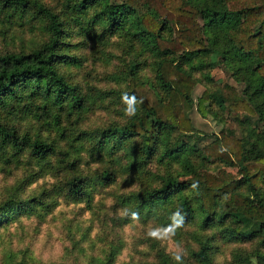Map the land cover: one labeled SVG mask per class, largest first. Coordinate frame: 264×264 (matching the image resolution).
I'll return each instance as SVG.
<instances>
[{"label":"rangeland","instance_id":"1","mask_svg":"<svg viewBox=\"0 0 264 264\" xmlns=\"http://www.w3.org/2000/svg\"><path fill=\"white\" fill-rule=\"evenodd\" d=\"M34 1L63 20L55 68L75 89L81 105H74L69 94L58 97L55 86L33 79L3 94L0 123L16 132L19 147L2 144L0 136V264H264V233L235 241L219 220L204 225L205 216L196 213L190 190L168 200L161 195L167 178L179 184L193 170L236 174V168L207 160L199 152L220 132L242 141L244 163L264 155V122L228 110L232 100L243 95L247 82L241 78L250 74L246 62L235 70V61H224L222 51L229 47L225 31L202 30L206 51L188 64L182 53L166 57L180 62L196 81L187 115L196 131L191 136L197 138H184L177 158L165 156L161 145L148 157L141 140L124 130L143 114L128 83L134 71L164 100L166 93L156 79V66L163 58L132 36L131 18L111 29L97 19L98 9L81 10L77 0ZM3 6L0 0V54L29 53L48 42L47 23L33 8ZM197 21L203 25L200 17ZM163 33L174 35L172 30ZM203 92L211 96L206 116L197 110ZM175 134L163 132L165 143ZM35 140L47 143L51 152L43 158L33 156L24 145ZM73 177L84 180L78 197L68 195ZM238 192L252 196L245 185ZM258 192L264 201V186ZM183 195L193 208L192 220L178 211ZM228 197L218 198V215L225 212ZM257 230L258 224L240 226L244 237Z\"/></svg>","mask_w":264,"mask_h":264},{"label":"trees","instance_id":"2","mask_svg":"<svg viewBox=\"0 0 264 264\" xmlns=\"http://www.w3.org/2000/svg\"><path fill=\"white\" fill-rule=\"evenodd\" d=\"M2 3L3 7L10 10L33 8L46 21L49 39L42 47L29 53L0 54V100L3 94L10 92L16 85L33 79L44 82L48 87L55 86L58 97L69 94L73 104L80 107L81 100L75 89L64 81L55 68L60 60L58 47L63 33V20L38 1L2 0ZM75 5L81 10L86 7L98 9L97 19L107 23L111 29L123 23L124 18H131L132 36L137 35L144 44L151 45L157 57L163 58L156 66V79L166 93L164 100L153 89L142 84L134 71H131L128 83V91L140 104L143 114L133 118L124 130L141 140V149L148 157L157 153L161 145L165 156L177 158L183 151L184 138H197L191 136L196 131L187 115L196 81L183 71L180 62L166 57L182 53L184 63L188 64L200 56L206 51L202 30L225 31L229 47L222 51L224 61L229 63V58L235 61L231 64L235 70H239L246 62L249 70L250 77L245 75L241 78L247 82L243 97L236 96L228 105V110L236 116H258L264 122V0H204L201 5L196 4L195 0H77ZM198 17L203 22L202 26L197 21ZM166 30H172L173 37H166L163 33ZM215 97L221 99L219 95ZM210 99L207 92L202 93L197 103L200 115L206 116L205 104ZM165 131L176 133L172 142L165 143L162 137ZM0 136L4 138L2 144L19 147L16 132L1 123ZM260 137L264 143V131ZM179 144H182L181 147ZM25 147L37 158L45 157L52 150L41 140L25 143ZM199 152L207 160H217L236 168V174L223 169L215 173L193 170L179 184L167 178L161 194L163 198L168 200L176 192L190 190L197 201L196 213L205 216V226H213L219 220L224 233L235 241L255 239L257 235L263 234L264 201L258 189L264 186V155L244 163L242 141L232 133L224 132H220L214 141ZM104 177L110 179V174L104 173ZM83 184V179L73 177L68 195L80 196L84 190ZM242 185L247 186L251 198L238 192ZM224 194H229L224 202L225 212L218 215L215 207L218 198ZM178 203L180 214L185 220H192L194 213L188 198L180 196ZM226 220L236 227L227 226ZM244 223L258 224L257 232L244 237L246 235L240 231Z\"/></svg>","mask_w":264,"mask_h":264},{"label":"clouds","instance_id":"3","mask_svg":"<svg viewBox=\"0 0 264 264\" xmlns=\"http://www.w3.org/2000/svg\"><path fill=\"white\" fill-rule=\"evenodd\" d=\"M129 114H131V110L129 111Z\"/></svg>","mask_w":264,"mask_h":264}]
</instances>
